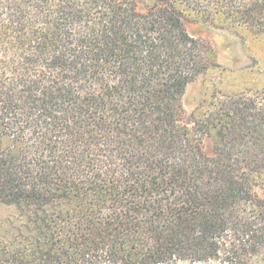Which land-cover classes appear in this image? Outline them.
<instances>
[{
  "label": "trees",
  "instance_id": "1",
  "mask_svg": "<svg viewBox=\"0 0 264 264\" xmlns=\"http://www.w3.org/2000/svg\"><path fill=\"white\" fill-rule=\"evenodd\" d=\"M188 14L264 34V0H0V264H264V92L188 128Z\"/></svg>",
  "mask_w": 264,
  "mask_h": 264
},
{
  "label": "rangeland",
  "instance_id": "2",
  "mask_svg": "<svg viewBox=\"0 0 264 264\" xmlns=\"http://www.w3.org/2000/svg\"><path fill=\"white\" fill-rule=\"evenodd\" d=\"M185 27L190 36L212 47L217 64L205 76L190 83L182 96V108L191 130L194 120L202 116V110L215 95L264 92V34L254 35L219 19H204L195 14L186 16ZM216 143V133L204 135L203 152L212 156ZM17 219L13 208L0 204L1 240H10L16 231Z\"/></svg>",
  "mask_w": 264,
  "mask_h": 264
}]
</instances>
